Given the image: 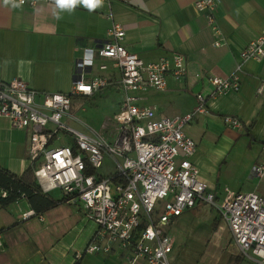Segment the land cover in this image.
Here are the masks:
<instances>
[{
  "label": "crops",
  "instance_id": "obj_1",
  "mask_svg": "<svg viewBox=\"0 0 264 264\" xmlns=\"http://www.w3.org/2000/svg\"><path fill=\"white\" fill-rule=\"evenodd\" d=\"M219 1L214 14L218 33L211 29L206 15L194 8L193 0H110L92 12L79 4L71 12H60L54 0L40 2L33 9L12 8L0 2V82L18 78L38 93L67 94L75 61L84 51L95 50L107 41L110 21L106 15L110 14L124 31V48L145 63L173 54L185 60V74L179 79L166 76L164 91L147 89L134 94L139 106L154 110L155 118L182 116L192 111L195 95H208L212 91L208 77L237 76L238 90L209 99L205 113L196 114V121L184 126L183 133L196 145L190 157L196 168L207 165L206 157L198 156V143L205 136L223 140L219 159H229L234 154L241 158L237 159L242 165L237 174L239 181L226 185L223 196L227 189L235 193L255 192L264 198V178L256 179L250 172L264 145V93H257L264 82V58L255 62L240 57L246 44L256 39L264 27V0ZM57 13L60 19L56 18ZM101 63L107 64L104 72L97 69ZM91 75H104L111 81L92 97L98 94L107 97L103 113L105 119L112 117L118 112L123 96L117 84L119 73L109 62L95 58ZM92 97H72L71 103L76 98ZM223 115L236 117L241 128H226L221 120ZM69 118L63 119L68 126L67 121L72 119ZM192 128L196 131L192 132ZM28 136V131L12 129L0 118V169L15 177L24 176V181L36 185L33 175L26 174L31 170ZM223 163L226 162L222 160L219 165ZM198 174L208 190L220 199L218 186L210 185L201 179L199 171ZM39 198L21 197L0 204V264H84L86 255L78 261L77 253L69 255L66 239L68 236L70 242L83 240L85 248L96 229L93 222L84 216L79 204L60 202L51 206L49 201L60 198L53 199L48 194ZM28 211L34 215L22 219V214ZM123 254L119 249L101 253L106 259L114 258L115 264H123L119 261L123 260ZM138 264L144 263L139 260Z\"/></svg>",
  "mask_w": 264,
  "mask_h": 264
},
{
  "label": "built area",
  "instance_id": "obj_2",
  "mask_svg": "<svg viewBox=\"0 0 264 264\" xmlns=\"http://www.w3.org/2000/svg\"><path fill=\"white\" fill-rule=\"evenodd\" d=\"M45 1L24 0L21 7L33 9ZM219 2L193 0L194 8L206 15L215 33L214 14ZM106 18L110 21L107 41L95 50L84 51L75 61L67 94L38 93L18 78L0 82V118L12 129L28 131V159L39 191L46 195L59 190L60 199L79 204L96 227L83 253L75 254V259L119 249L124 253L123 264H138L139 260L144 264H175L170 258L174 242L166 227L183 212L204 203L226 223L247 264H264V198L255 192L227 189L221 200L217 198L191 163L196 145L183 133V127L196 114L205 113L209 99L238 90L237 76L208 77L212 91L196 94L192 111L155 118L154 110L139 106L134 94L147 89L164 91L166 76L179 79L185 74V60L173 54L145 63L122 45L121 25L110 14ZM240 57L263 60L264 27L246 44ZM95 58L109 62L118 71L117 84L123 96L118 112L104 119L99 131L79 132L63 121L70 117L71 98L91 97L111 82L107 76L91 75ZM97 69L104 72L107 64L101 63ZM257 93H264V82ZM221 120L226 128H241L234 116L223 115ZM250 172L256 179L264 178V145ZM7 196L6 191L0 192V198ZM31 215L33 211L23 213L22 219ZM141 223L145 225L133 241Z\"/></svg>",
  "mask_w": 264,
  "mask_h": 264
},
{
  "label": "rangeland",
  "instance_id": "obj_3",
  "mask_svg": "<svg viewBox=\"0 0 264 264\" xmlns=\"http://www.w3.org/2000/svg\"><path fill=\"white\" fill-rule=\"evenodd\" d=\"M108 101L107 97L99 94L89 99L76 98L70 106L69 114L72 119L69 118L71 120L67 121L68 124L86 133H89L90 130L99 131L101 123L105 119L103 110L106 109L105 104ZM195 121L193 117L192 122ZM192 129V132L196 131L195 128ZM223 143L222 139L214 141V138L209 136L203 137L198 143V148H200L198 156H204L207 159L205 168L197 166L200 177L202 176L201 179L210 182V185H215L216 188L218 186L220 200L223 198V188L239 181L237 174L242 167L237 162V159L241 158L236 154L229 159H219L221 150H223ZM248 147H251L250 143ZM222 160L226 163L220 166L219 163ZM48 196L58 199L62 195L59 190H55L50 192ZM166 231L173 238V252L170 258L175 264H247L243 255L232 242L226 223L207 204L202 203L192 210L183 212L175 218L174 224L171 223L166 227ZM83 243V240L78 239H73L70 242L67 236L66 250L69 255L73 256L74 252L83 253ZM119 261L122 263L123 260ZM115 263L114 258L106 259L105 255H101V253L97 255L87 254L84 259V264Z\"/></svg>",
  "mask_w": 264,
  "mask_h": 264
},
{
  "label": "trees",
  "instance_id": "obj_4",
  "mask_svg": "<svg viewBox=\"0 0 264 264\" xmlns=\"http://www.w3.org/2000/svg\"><path fill=\"white\" fill-rule=\"evenodd\" d=\"M26 174L27 176H31V170L29 169ZM0 191H6L8 194L6 198H0V204L2 205L15 202L21 197L34 199L42 197V195L46 196L39 191L38 187L34 183L26 180L24 181V176L15 177L2 169H0ZM60 202H63V200L60 199L57 201H49V204L53 206ZM144 225V223H141V225L138 227V230H136V232L134 233L133 241L138 238L139 231L144 227Z\"/></svg>",
  "mask_w": 264,
  "mask_h": 264
},
{
  "label": "clouds",
  "instance_id": "obj_5",
  "mask_svg": "<svg viewBox=\"0 0 264 264\" xmlns=\"http://www.w3.org/2000/svg\"><path fill=\"white\" fill-rule=\"evenodd\" d=\"M5 6L10 5L12 8H19L23 5L24 0H2ZM56 8L60 12L68 11L71 12L79 4L86 8L89 12L95 11L98 8L103 7L104 0H54ZM57 19H60L59 13L56 15Z\"/></svg>",
  "mask_w": 264,
  "mask_h": 264
}]
</instances>
